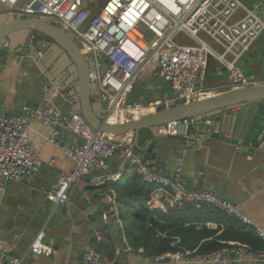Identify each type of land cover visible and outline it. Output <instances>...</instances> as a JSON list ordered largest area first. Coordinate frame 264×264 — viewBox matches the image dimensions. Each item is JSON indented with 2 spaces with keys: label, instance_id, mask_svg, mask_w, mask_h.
<instances>
[{
  "label": "built area",
  "instance_id": "obj_1",
  "mask_svg": "<svg viewBox=\"0 0 264 264\" xmlns=\"http://www.w3.org/2000/svg\"><path fill=\"white\" fill-rule=\"evenodd\" d=\"M46 18L73 36L81 54L91 64L90 81L96 85L99 101L104 105L106 125H124L155 113L170 101H201L218 94L217 90L199 87L209 59L217 61L227 72L229 90L258 86L260 82L246 76L239 64L264 36V0L253 7L241 0H0V17ZM153 70L179 96L174 100H157L145 104L129 103L142 74ZM61 89L54 83L43 87V104L25 106L22 114L0 113V189L6 182L30 180L42 167L40 156L30 140L31 119L49 129L47 141L67 158L75 168L62 171L50 188L47 198L56 207L64 206L72 185L96 170L104 174V183L117 182L132 169L145 184L152 187L149 210L166 213L169 207L195 205L211 207L254 227V222L232 202L214 190H190L183 184V160L173 177L151 169L150 161L133 149L135 132L103 133L94 130L80 113H65L60 99ZM210 137L221 135L212 119L204 120ZM188 137L194 120L171 121L160 126L159 134L178 136L180 125ZM75 137L73 144L67 134ZM120 159L119 172L108 175L112 157ZM55 160L50 162L54 166ZM117 224L123 231L122 222ZM264 242V232L255 228ZM16 242L2 241L4 254L0 264H22L24 258L9 254ZM126 251H135L126 243ZM138 252L144 253L143 249ZM29 253L50 257L53 248L44 243L39 232ZM242 244L209 253H166L156 258L164 261L173 256L194 260L199 264H236L234 257L250 254ZM120 251L105 254L90 249L83 254V264H117ZM264 262V251L254 258Z\"/></svg>",
  "mask_w": 264,
  "mask_h": 264
},
{
  "label": "crops",
  "instance_id": "obj_2",
  "mask_svg": "<svg viewBox=\"0 0 264 264\" xmlns=\"http://www.w3.org/2000/svg\"><path fill=\"white\" fill-rule=\"evenodd\" d=\"M246 2L245 5L249 6L251 0ZM259 2L260 0L249 7ZM262 41L256 42L239 66L250 79L264 82L262 76L264 41L263 43ZM50 51L56 50L52 47L48 53L41 52L42 57L38 64L28 58H24L21 64L18 59H11L10 63L0 71V113L20 115L25 106L40 107L43 104V87L51 82L64 94L59 101L63 112L80 113L83 90L77 89L74 66L63 53H55V55ZM228 81L225 69L217 61L209 59L203 79L198 83L199 87L223 93L229 90ZM96 92L93 87L86 89L94 110L104 111V105L99 101ZM178 96V92L161 80L155 71L147 70L142 74L128 101L130 104H145L157 100H174ZM27 121L31 128L32 147L40 156L42 167L32 179L9 181L5 183L3 190L0 189V243L16 242V248L9 256L24 258L22 264H83L82 257L86 251L99 249L105 254L120 251L117 264H199L194 260V256L190 260L173 256L164 261H157L158 256L150 257L138 252L140 245L137 248L130 245L135 251L125 250L126 243L129 245V242H133L138 245L142 242V235L149 225L147 220L141 221L136 216L140 203H130L126 200L129 192L134 191L130 183V179L135 174L132 169H128L117 182L109 183L103 182L102 172L92 170L72 185L68 202L64 206H54L47 198L48 191L57 182L62 171H71L75 165L60 150L48 143V128L31 119ZM212 121L213 124L214 122L220 124L221 135L210 137V140H201L203 138L201 130L206 126L205 123L200 131L193 126L191 131H194V134L192 132L189 135L194 142H190L189 137L161 134L154 137L148 129H144L139 140L135 135L133 149L143 156V151L155 141V152L160 162L154 165L150 161L154 172L157 169V172H164L162 175L173 177L182 159L184 171L182 181L186 188L214 190L221 198L235 204L254 222L255 228L264 232V104L234 108ZM66 140L69 144H73L75 137L68 133ZM184 142H187L188 146L183 145ZM52 160L56 161L54 166L50 165ZM109 164L108 175L118 174L120 159L117 156L112 157ZM2 181L0 178V184ZM146 186L152 190L151 186L147 184ZM109 194L113 195V200L125 207L121 217L118 218L122 225L126 226V222L133 224L129 235L124 231L123 225L125 235L123 240L120 235L122 230L117 222V232L114 234L109 227L111 220L105 219V215L100 216L102 212L109 210V207L102 202L108 201ZM148 199L147 212L155 217L156 211L148 208ZM170 208L172 207H169L168 214L172 210ZM195 208L200 209L199 206ZM169 218L171 219L167 224L171 226L166 234L190 226L195 227L200 233L204 232V229L216 231L214 234H206L202 237L194 250L167 252L173 255L195 251L199 253L198 250L203 243L218 241V236L226 229L223 224L215 220L208 217L201 218L195 209L176 212L169 215ZM103 220L107 225L99 231L96 230L95 227ZM39 232L44 234V243L53 248L50 257L29 253L31 243ZM173 239L177 240L172 244L174 246L181 241L179 236ZM228 244L238 243L228 242ZM121 256L123 259L119 263ZM3 257L4 254L0 251V260ZM254 258L252 253L234 257L236 264H264Z\"/></svg>",
  "mask_w": 264,
  "mask_h": 264
},
{
  "label": "water",
  "instance_id": "obj_3",
  "mask_svg": "<svg viewBox=\"0 0 264 264\" xmlns=\"http://www.w3.org/2000/svg\"><path fill=\"white\" fill-rule=\"evenodd\" d=\"M52 47L56 51H50V53H63L74 66L77 89L78 91L79 89L83 90V96L81 93V101H83L81 103L80 114L82 113L94 130L103 133L125 134L132 131L135 132L139 140L141 131L144 129H148L150 134L156 137L160 135V126L166 125L171 121L182 122L185 119L194 120V127L200 131L206 119L217 120L224 112H230L234 108H242L252 104H264V82L259 81L260 85L258 86H246L240 89L228 90L201 101L191 103H185L184 99L170 101L165 107L157 110V112L146 115L139 120L124 125H106L104 123L105 112L103 110L99 112L95 111L90 101V96L86 93L88 87H93L96 91L97 87L89 79L91 64L81 54L73 36L46 18L18 17L11 19L8 16L0 17V71L6 64L10 63L11 59H18L21 64L24 58H28L34 61L35 64H38L41 61V52L48 53ZM73 94H76L75 90ZM213 126L220 129L218 122H214ZM178 130V136L186 137L182 124L178 127ZM191 133L194 134V131H191L189 134ZM201 133L203 135L202 141L211 139L207 134L206 126L201 130ZM188 137L190 142H194L192 136L189 135ZM183 145L188 146L187 142H184ZM155 148L156 142H151L143 151V158L145 161H151L154 165H158L160 160L155 152ZM155 172H157V169ZM157 173L163 174L164 172ZM102 202L109 207V210L104 213L102 212L100 216L105 215V219L111 220L109 227L115 234L117 232L116 222L119 216L121 217V213L125 207L113 200L112 194H109L108 201ZM106 225L107 222L103 220L95 229L99 231ZM120 235L122 240L125 239L123 231H120ZM122 259L123 256L120 257L119 263Z\"/></svg>",
  "mask_w": 264,
  "mask_h": 264
},
{
  "label": "trees",
  "instance_id": "obj_4",
  "mask_svg": "<svg viewBox=\"0 0 264 264\" xmlns=\"http://www.w3.org/2000/svg\"><path fill=\"white\" fill-rule=\"evenodd\" d=\"M263 38L264 36H262L258 41H262ZM130 183L134 188V191L129 192L126 200L130 203H140V209L136 213V216L141 219V221L147 220L149 225L142 235V242L138 245H135L133 242H129V245L135 248L140 245L146 255L150 257H159L167 252H176L182 249L194 250L198 247V243L202 237L206 234H214L216 232L204 229V232L200 233L195 227L190 226L188 228H181L166 234L168 228L171 226L167 224L171 219L169 218V215L176 212H182L185 209H195L201 218L206 219L205 217H208L209 219L215 220L226 227L225 231L218 236V241L213 240L203 243L198 250L199 253H209L230 247L228 242H237L238 244L246 245L254 256L264 251V242L254 227L244 225L234 217L211 207H200L199 210L195 208V205H186L181 208L174 207L170 208L172 210H170L169 214L168 212L163 213L156 211V216L154 217L147 212L146 208V201L149 197L151 189L148 188L142 179L136 174L132 176ZM123 225L125 227L124 231H126L129 235L132 231L131 227L133 224H127L126 222V226L125 224ZM175 236H179L181 241L174 246L172 244L177 241L173 239ZM220 241H223L224 243H221Z\"/></svg>",
  "mask_w": 264,
  "mask_h": 264
},
{
  "label": "rangeland",
  "instance_id": "obj_5",
  "mask_svg": "<svg viewBox=\"0 0 264 264\" xmlns=\"http://www.w3.org/2000/svg\"><path fill=\"white\" fill-rule=\"evenodd\" d=\"M242 2H243V0H241ZM258 2V0H251V2L248 4L249 6H251V4L253 5L254 3H257ZM244 4L245 3H247L246 2V0H244V2H243ZM247 5V4H246ZM262 76H264V72H263V75Z\"/></svg>",
  "mask_w": 264,
  "mask_h": 264
},
{
  "label": "clouds",
  "instance_id": "obj_6",
  "mask_svg": "<svg viewBox=\"0 0 264 264\" xmlns=\"http://www.w3.org/2000/svg\"><path fill=\"white\" fill-rule=\"evenodd\" d=\"M84 117V116H83Z\"/></svg>",
  "mask_w": 264,
  "mask_h": 264
}]
</instances>
